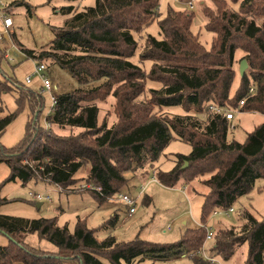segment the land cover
I'll return each instance as SVG.
<instances>
[{"label": "trees", "instance_id": "16d2710c", "mask_svg": "<svg viewBox=\"0 0 264 264\" xmlns=\"http://www.w3.org/2000/svg\"><path fill=\"white\" fill-rule=\"evenodd\" d=\"M19 1L4 12L11 15ZM209 2L211 6L201 9L204 27L213 34L208 49L191 30L192 10L168 5L162 16L159 0H94L91 6L76 10L72 5L62 6L72 15L56 29L47 47L37 53L22 50L26 58L38 62L50 59L68 69L80 84L78 89L57 94L56 104L45 118L49 128L38 125L39 129H34L43 107L40 92L25 91L19 83L14 87V81H0V95L14 91L13 87L17 91L16 110L0 117V136L19 110L28 105L32 113L19 143L10 148L0 145V163L10 169L0 190L6 182L25 184L38 174L66 191L76 182L77 171L89 166L84 181L99 188L87 189L103 204L127 186L126 171L154 168L156 180L167 187L179 180L187 183L203 177L207 193L201 203V226L185 229L181 238L171 243L138 237L120 242L112 236L96 238L97 229L87 227L84 218H77L70 230L68 225H58L54 216L29 219L0 214V233L8 239L5 246L0 245V264H105L102 257L109 264H132L145 258L153 262L183 255L191 257L193 264H212L198 255L207 216L233 208L257 179L264 178V120L247 133L244 142L228 141L229 120L224 113L209 109L212 105L264 114V0ZM154 20L160 38L146 34L139 43L136 35ZM236 50L245 53L240 59H246L248 69L230 94ZM136 56L137 63L151 62L148 71L132 62ZM99 80L102 82L93 88L81 87ZM147 81L160 86L148 88L146 96ZM109 94L116 117L110 126L107 120L98 123L95 102ZM241 100L243 105H239ZM170 105L185 111L196 105L205 124L187 114L169 116L156 110ZM52 125L81 131L62 135ZM174 137L187 142L191 151L187 155L174 153L169 170L156 168ZM10 200L0 196V205ZM144 201L150 202L148 197ZM240 217L239 230L232 225L217 229L208 252L228 260L238 246L247 244L244 264H264V217L258 220L246 209ZM117 220L118 214L113 213L100 227L112 226ZM29 234L53 243L60 254L32 246L24 240Z\"/></svg>", "mask_w": 264, "mask_h": 264}, {"label": "rangeland", "instance_id": "374dc122", "mask_svg": "<svg viewBox=\"0 0 264 264\" xmlns=\"http://www.w3.org/2000/svg\"><path fill=\"white\" fill-rule=\"evenodd\" d=\"M94 0H21L18 4L12 7L11 18L13 26L8 31L7 35H1L4 28L2 25V18L0 17V81H11L22 84V88L26 91V87L40 92L43 97V107L37 116V125L34 129L46 127V116L50 111L49 93L40 88L39 77L34 76L29 84L25 80L30 74L38 60L33 58H26L23 48L33 50L37 53L41 49H45L49 41L54 37L57 28L64 24L66 19L70 18L71 12H67L62 6L72 5L73 9H81L84 6H91ZM171 6L174 9L189 11L186 8L185 2L179 0H159V9L162 16L167 12V7ZM206 6H211L209 0H199L192 11L194 17L192 20L191 30L198 36V39L208 49L212 41V33L208 32L205 25V17L201 9ZM191 11V10H190ZM146 34L154 35L160 38L159 26L154 20L146 28H144L140 35H136V40L139 43L143 42V36ZM17 42V43H16ZM43 47V48H42ZM235 62L233 67L236 69V74L232 81L231 93L237 89L239 85V62L242 56L245 55L241 50L235 51ZM132 62L140 64L145 71H148L150 61H138V56L131 59ZM241 60V59H240ZM46 69L43 73L52 83L53 94H63L80 87V84L73 78L71 72L66 68L59 67L54 61L50 59H42ZM248 68L246 67L245 72ZM102 81H93V83L85 84L81 87L86 89L93 88ZM146 96L149 95L148 88H157L159 83L147 81L145 84ZM13 87L12 92H5L0 95V117L13 112L17 108L15 103L16 89ZM32 91V92H34ZM28 93V92H27ZM113 96H104L96 100L99 107L98 123L107 120V125L110 126L115 122L116 117L113 113ZM198 107L192 105L190 111L184 110L183 107L177 105L162 106L156 108L161 114L186 116L190 119H198L202 126L205 124L204 115L198 113ZM234 118L229 121L227 140L235 139L238 142H244L247 133L264 120V114L256 112H240L232 110ZM32 117V113L28 105L19 110L16 117L8 124L6 129L0 136V145L10 148L19 143L24 137V131L27 122ZM230 125H233L231 128ZM50 126V125H49ZM48 126V128H49ZM201 126V127H202ZM59 134H78L81 129L70 128L65 126L60 128L58 126H51ZM175 136V134L173 133ZM191 151V146L174 137L171 142L164 149L163 154L158 159L156 168L161 170H169L172 168L173 154H185ZM29 155V152L27 153ZM89 170V166H83L75 174L77 180L66 191L59 190L54 184L41 178L40 175H35L33 179L25 184L21 181H9L0 190L1 197L11 198L10 201L0 205V214L12 215L17 217H24L29 219H36L37 217H56L58 225H68L70 230L74 229L77 218H84L85 224L90 229H97L96 238L103 239L112 236L118 241L128 242L135 237L148 240L154 243H171L181 238L185 229L195 228L201 226L200 213L203 194L207 193V187L202 183L203 177H198L190 182L184 183L179 180L174 186H164L159 180L154 177L153 168H141L135 172L126 171L124 176L128 178L127 186L122 188L120 193H128L132 197L137 198L136 211L132 215H128L127 208L123 202L116 199L107 201L103 204H98L90 190L86 187L80 188L81 183H85V177ZM10 169L5 163H0V183L9 174ZM92 186V185H91ZM142 186L144 189L141 193ZM40 193L48 196L47 199L39 200L42 202L40 207L37 206V200H33L28 193ZM149 198V203H145V199ZM250 211L258 220L264 217V178L257 179L254 187L247 196L241 197L233 205V212L226 215L225 210H218V214L211 213L206 218L203 225L207 226L213 233H217V229L224 225H232L236 230L241 227L240 220L243 210ZM113 213L118 214V220L114 225L107 228H101L103 222L108 220ZM233 227V228H234ZM217 235V234H216ZM212 236V237H213ZM217 237V236H216ZM29 244L38 247L49 254H60L55 245L44 239H39L35 234L26 235L24 238ZM212 240L206 244V252ZM247 244L238 246L235 249V254L228 260H223L216 257V263L212 264H244L247 258ZM105 264H109L105 257H102ZM132 264H193L191 257L183 255L182 257H175L172 260H156L153 261L145 258L144 260L134 262Z\"/></svg>", "mask_w": 264, "mask_h": 264}, {"label": "built area", "instance_id": "2783aa9c", "mask_svg": "<svg viewBox=\"0 0 264 264\" xmlns=\"http://www.w3.org/2000/svg\"><path fill=\"white\" fill-rule=\"evenodd\" d=\"M15 1H18V0H0V17L2 18V25L4 28V31H3V33H1V35H7L8 31L11 30V27L13 26V21H12L11 15L5 13L4 9L8 5L15 3ZM198 1L199 0H185L186 8H188L189 10L195 9L194 6ZM45 69H46V66L44 63L38 62L37 64H35L32 72H31L32 74H30V76H28L26 78L25 83L29 84L32 81V78L34 76L39 77V80L41 82L40 88H42L43 91L49 93V98H50V103H51L50 104V110H51L56 104V98H57L56 96L57 95L52 93V90H53L52 86L53 85L51 83V80L49 78H47L46 75L43 73V70H45ZM252 91H253V89L250 88L249 92H252ZM243 104H244V100H241L239 102V105H243ZM209 109L213 110L214 112L224 113L228 120H232V118H234V114L232 113V110L239 111V109H237V108L230 110V109H226V108L219 107V106L215 107L212 105L209 106ZM48 126L49 125L46 123L45 128H47ZM230 126H231V128L233 127V125H230ZM45 180H47V179H45ZM79 187L80 188L86 187V188H90V189H94V190H99V188L92 187L91 185L86 184V183H81V185H79ZM58 188H59V190H61L60 187H58ZM143 189H144V186H142L141 193H142ZM28 195H30L33 200H37L38 202H39V200H43V199L48 198V196L41 195L40 193L34 194V193L29 192ZM116 197L118 198V200L120 202H123L125 204V206L127 208V212H128L127 214L128 215H132L136 211V208H135L136 203H137L136 197H132L128 193L127 194L126 193H119ZM116 197L114 195V196H112V198L110 200L111 201H112V199L117 200ZM232 211H233V208H230L229 210L225 211V213H226V215H228L229 212H232ZM214 214H218V211H215ZM212 236H213L212 231L207 226H205V239H204V243H203L201 249L198 251V255L201 256L203 259L209 260L211 263H216V261H217L216 257H212L208 251L206 252V250H207L206 244L213 240ZM217 264H219V262H217Z\"/></svg>", "mask_w": 264, "mask_h": 264}, {"label": "water", "instance_id": "95a60500", "mask_svg": "<svg viewBox=\"0 0 264 264\" xmlns=\"http://www.w3.org/2000/svg\"><path fill=\"white\" fill-rule=\"evenodd\" d=\"M246 67H247L246 59L240 60L239 66H238L239 72H240V76H242L244 74ZM36 204L38 205V203H36Z\"/></svg>", "mask_w": 264, "mask_h": 264}, {"label": "crops", "instance_id": "0c3cea01", "mask_svg": "<svg viewBox=\"0 0 264 264\" xmlns=\"http://www.w3.org/2000/svg\"><path fill=\"white\" fill-rule=\"evenodd\" d=\"M40 84H41V82H40ZM27 89H29V88H27ZM32 91H34V90H32ZM229 121H231V120H229ZM36 203H38V205H37L38 207H40L42 205V202H36ZM7 241H8L7 237H5L3 234L0 233V245L5 246L8 243Z\"/></svg>", "mask_w": 264, "mask_h": 264}]
</instances>
